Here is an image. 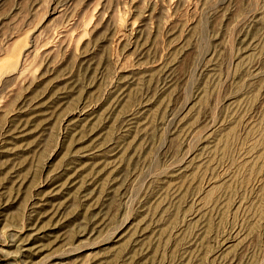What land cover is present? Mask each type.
<instances>
[{
	"label": "rangeland",
	"instance_id": "obj_1",
	"mask_svg": "<svg viewBox=\"0 0 264 264\" xmlns=\"http://www.w3.org/2000/svg\"><path fill=\"white\" fill-rule=\"evenodd\" d=\"M0 264H264V0H0Z\"/></svg>",
	"mask_w": 264,
	"mask_h": 264
}]
</instances>
